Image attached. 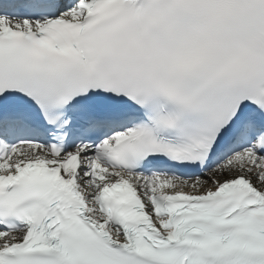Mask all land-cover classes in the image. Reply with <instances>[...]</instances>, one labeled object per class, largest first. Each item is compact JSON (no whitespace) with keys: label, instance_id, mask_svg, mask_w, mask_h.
I'll use <instances>...</instances> for the list:
<instances>
[{"label":"snow or ice","instance_id":"snow-or-ice-1","mask_svg":"<svg viewBox=\"0 0 264 264\" xmlns=\"http://www.w3.org/2000/svg\"><path fill=\"white\" fill-rule=\"evenodd\" d=\"M0 264H264V0H0Z\"/></svg>","mask_w":264,"mask_h":264}]
</instances>
